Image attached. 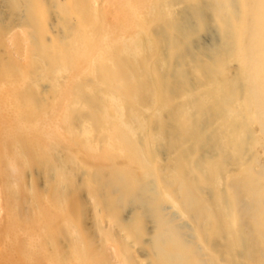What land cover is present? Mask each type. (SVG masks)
Masks as SVG:
<instances>
[{"label": "bare ground", "instance_id": "bare-ground-1", "mask_svg": "<svg viewBox=\"0 0 264 264\" xmlns=\"http://www.w3.org/2000/svg\"><path fill=\"white\" fill-rule=\"evenodd\" d=\"M0 163V264H264V0H0Z\"/></svg>", "mask_w": 264, "mask_h": 264}, {"label": "rangeland", "instance_id": "rangeland-1", "mask_svg": "<svg viewBox=\"0 0 264 264\" xmlns=\"http://www.w3.org/2000/svg\"><path fill=\"white\" fill-rule=\"evenodd\" d=\"M55 16L54 15H51L49 16V22L50 24L52 22H54L53 18ZM1 164V163H0ZM2 166V164H1ZM0 189H1V184H0ZM2 197V196H1ZM5 199V197L3 198V200ZM3 207L0 208V247L2 246L3 243L6 244V236H5V233H6V220H5V216L7 214V211L5 209V201H3ZM4 219V220H3ZM5 221V222H4ZM4 225V226H3ZM1 249V248H0ZM7 260H11L10 258H2L0 256V263H2V261H7Z\"/></svg>", "mask_w": 264, "mask_h": 264}]
</instances>
